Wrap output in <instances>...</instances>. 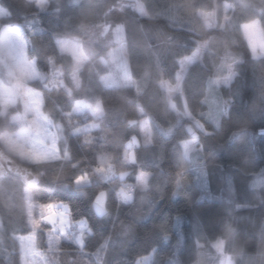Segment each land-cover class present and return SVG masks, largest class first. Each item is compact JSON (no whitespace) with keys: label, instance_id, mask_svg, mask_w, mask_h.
Listing matches in <instances>:
<instances>
[{"label":"clouds","instance_id":"1","mask_svg":"<svg viewBox=\"0 0 264 264\" xmlns=\"http://www.w3.org/2000/svg\"><path fill=\"white\" fill-rule=\"evenodd\" d=\"M0 264H264V0H0Z\"/></svg>","mask_w":264,"mask_h":264},{"label":"snow or ice","instance_id":"2","mask_svg":"<svg viewBox=\"0 0 264 264\" xmlns=\"http://www.w3.org/2000/svg\"><path fill=\"white\" fill-rule=\"evenodd\" d=\"M253 39L254 40H259V38L258 37H253ZM52 208V206H49V209H51ZM53 216H54V212H52V214L48 217L49 219H52L53 218Z\"/></svg>","mask_w":264,"mask_h":264}]
</instances>
